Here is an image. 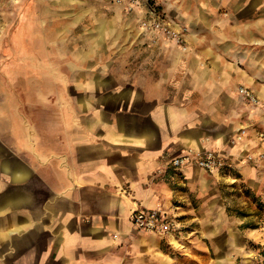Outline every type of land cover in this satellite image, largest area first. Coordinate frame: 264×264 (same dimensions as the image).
<instances>
[{
	"label": "crops",
	"instance_id": "1",
	"mask_svg": "<svg viewBox=\"0 0 264 264\" xmlns=\"http://www.w3.org/2000/svg\"><path fill=\"white\" fill-rule=\"evenodd\" d=\"M247 31L143 48L124 80L116 62L83 58L76 109L72 96L59 99L56 79L44 96L30 84L23 107L41 116L21 112L0 61V264H218L220 247L238 248L243 234L225 219L215 176L169 162L216 151L224 172L253 191L264 183V53L253 56ZM240 86L260 104L246 103ZM138 208L173 216L177 231H138Z\"/></svg>",
	"mask_w": 264,
	"mask_h": 264
},
{
	"label": "rangeland",
	"instance_id": "2",
	"mask_svg": "<svg viewBox=\"0 0 264 264\" xmlns=\"http://www.w3.org/2000/svg\"><path fill=\"white\" fill-rule=\"evenodd\" d=\"M209 1L0 0V61L11 90L22 102L21 112L27 113L28 108L23 106L35 94L30 84L36 81L44 96L54 91L55 79L59 99L72 96L76 109L81 100V79L85 77L83 58L116 62V77L129 79L130 63L138 51L142 55L143 48L176 46L164 38V28L185 34V44L186 34H247L248 29L253 56L264 53V0H248V4L244 0V6L235 4L243 0H223V6L209 5ZM243 11H248L249 20L244 30ZM190 21L200 25L197 32L191 30ZM36 57L40 61L34 62ZM38 62H42V69L40 65L35 67ZM48 63L56 69L51 70ZM50 74L53 82L49 81ZM30 110L27 115H42ZM213 176L225 219L237 222L244 238L238 248L220 247L217 256L223 260L218 264L228 260L234 264H264V183L253 191L232 171Z\"/></svg>",
	"mask_w": 264,
	"mask_h": 264
},
{
	"label": "built area",
	"instance_id": "3",
	"mask_svg": "<svg viewBox=\"0 0 264 264\" xmlns=\"http://www.w3.org/2000/svg\"><path fill=\"white\" fill-rule=\"evenodd\" d=\"M157 26H161L158 24ZM167 34H162L164 38L171 40L180 48L185 47V34L182 32L172 33L167 29H163ZM238 95L250 106H258V97L249 89L240 86ZM260 137L263 134H259ZM261 158V157H260ZM251 159V158H248ZM169 166L173 170H179L186 166H193L208 174H220L226 169V159L224 155L216 151L205 153H188L186 155L177 156L170 160ZM131 222L138 230L146 233L155 234H174L177 231L176 219L162 210L138 208L131 215ZM262 235L264 237V228Z\"/></svg>",
	"mask_w": 264,
	"mask_h": 264
}]
</instances>
